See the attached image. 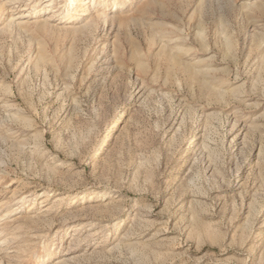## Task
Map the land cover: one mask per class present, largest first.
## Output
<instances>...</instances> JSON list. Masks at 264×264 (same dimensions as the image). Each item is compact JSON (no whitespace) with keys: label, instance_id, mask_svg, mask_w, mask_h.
Here are the masks:
<instances>
[{"label":"rangeland","instance_id":"obj_1","mask_svg":"<svg viewBox=\"0 0 264 264\" xmlns=\"http://www.w3.org/2000/svg\"><path fill=\"white\" fill-rule=\"evenodd\" d=\"M0 264H264V0H0Z\"/></svg>","mask_w":264,"mask_h":264}]
</instances>
